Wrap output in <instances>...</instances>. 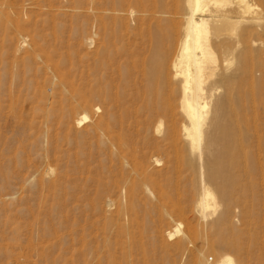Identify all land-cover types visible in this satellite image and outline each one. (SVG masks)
Here are the masks:
<instances>
[{
    "label": "rangeland",
    "instance_id": "rangeland-1",
    "mask_svg": "<svg viewBox=\"0 0 264 264\" xmlns=\"http://www.w3.org/2000/svg\"><path fill=\"white\" fill-rule=\"evenodd\" d=\"M1 4L0 264H186L180 239L165 237L167 228L178 220L173 211L179 205L186 208L188 219L200 233L197 243L216 242L215 234L208 231L210 220L201 222L190 211L197 181L191 169L180 164L177 171L169 173L172 181L166 189L173 202L158 203L155 190L136 161L132 162L144 157L145 169L153 173L163 165H152V156L164 157L136 144L126 123H120L124 109L140 104L129 94L147 86L141 69L148 67L150 56L140 50L133 52L136 39L124 30L121 43L128 53H117L120 44L116 41L103 43L99 18L91 9L101 16L115 7L107 0H0ZM128 5L126 2L115 9L125 10ZM80 23L86 24L82 46ZM91 36L95 45L89 49L86 41ZM103 45L108 52H101ZM104 62L106 65L100 67ZM255 76L262 77L264 86L258 69ZM79 88L94 92L89 106L92 122L82 127L75 125L77 118L72 120L78 116L74 114L71 119L69 113L80 101ZM151 88L159 91L161 86L154 83ZM256 104L260 106L262 100L257 99ZM100 120L109 124L108 129L96 132L93 129ZM256 130L248 151L263 160L264 127ZM153 137L159 139L154 133ZM257 137L263 141L258 142ZM48 166L54 169L50 175L45 174ZM135 184L139 190L133 195L131 209L125 205ZM176 187L181 193L186 191L188 198H179L174 193ZM107 200L114 201L111 208L106 207ZM254 204L257 226L249 234L258 237L256 245L260 248V242L264 247L261 187ZM158 209H165L162 220ZM230 214L233 229L242 231L241 208L232 206ZM185 225L183 221L184 231ZM141 236L146 261L132 246L133 239ZM249 236L242 234L241 239L253 249L256 242ZM206 256L214 262L211 253Z\"/></svg>",
    "mask_w": 264,
    "mask_h": 264
},
{
    "label": "bare ground",
    "instance_id": "bare-ground-1",
    "mask_svg": "<svg viewBox=\"0 0 264 264\" xmlns=\"http://www.w3.org/2000/svg\"><path fill=\"white\" fill-rule=\"evenodd\" d=\"M107 2L115 8L123 7L126 2L129 5L125 10L114 8L108 13L103 9L105 14L101 16L91 9L92 14L99 18L103 43L108 45L116 41L120 44L117 53L126 54L128 49L121 43V32H131L136 39L133 52L140 50L150 56L148 67L141 69L145 81L161 86L158 91L146 83L147 86L135 94L130 93L131 99L140 104L136 108L127 107L119 118L121 124L126 123L127 131L136 139V144L152 149L154 154L163 155V163V159H159L160 155L151 158L152 165H163V168L149 173L144 167V157L131 160L136 161L142 175L155 190L158 203L173 202L172 195L166 189L172 181L169 173L177 171L180 164L191 169L197 181L195 204L190 211L201 222L210 220L207 223L208 231L215 234L216 242L209 245L197 243L200 233L195 223L188 219L186 208L178 206L179 203H175L178 207H173L178 220L173 221L170 229L167 228L165 237L168 240L180 239L179 245L186 264H264L263 242L259 243V248L256 245L258 237L249 234L257 226L255 197L259 187L264 191V158H255L248 151L249 141L257 134L256 129L264 127V86L262 77L255 76V70L258 69L264 79V0ZM3 6L1 4L0 14ZM129 21L133 22L132 26ZM85 30L86 24L82 23L78 29L80 46ZM86 43L92 49L95 45L94 36L89 37ZM254 47L258 49L256 53H253ZM99 49L108 52L104 45ZM104 65L105 62L99 66ZM77 92L80 101L71 107L69 113L71 119L74 114L78 116L72 120L77 118L75 125L82 127L92 122L89 106L94 92L81 88ZM257 99L262 100L260 106L256 104ZM104 121L100 120L93 130L108 129L109 124ZM153 133L159 139H155ZM115 139L120 141V138ZM257 141L261 142L263 138L257 137ZM53 172V168L46 167V175ZM138 190L135 184L128 196L129 204L127 202L125 206L133 209V195ZM174 191L179 198H188L186 191L181 193L177 187ZM113 202L105 206L111 208ZM232 206L241 208L244 228L240 232H236L230 224ZM163 211L158 209L160 220ZM183 221L186 224L185 231ZM242 234L250 235V239L256 242L255 248L245 246ZM132 246L146 261L142 236L139 240L133 239ZM208 253L212 254L211 260L215 258L213 263L206 256ZM187 257L189 260H186Z\"/></svg>",
    "mask_w": 264,
    "mask_h": 264
}]
</instances>
